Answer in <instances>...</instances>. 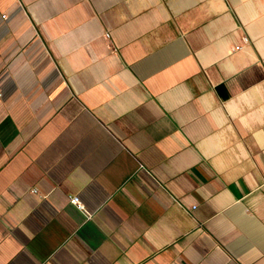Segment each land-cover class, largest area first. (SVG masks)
Here are the masks:
<instances>
[{
    "label": "crops",
    "instance_id": "obj_1",
    "mask_svg": "<svg viewBox=\"0 0 264 264\" xmlns=\"http://www.w3.org/2000/svg\"><path fill=\"white\" fill-rule=\"evenodd\" d=\"M0 264H264V0H0Z\"/></svg>",
    "mask_w": 264,
    "mask_h": 264
},
{
    "label": "built area",
    "instance_id": "obj_2",
    "mask_svg": "<svg viewBox=\"0 0 264 264\" xmlns=\"http://www.w3.org/2000/svg\"><path fill=\"white\" fill-rule=\"evenodd\" d=\"M106 37L109 38L110 35H109V34H106ZM245 41L247 42V41H248V38H245ZM240 48H241V46H236V47H235V50L240 49ZM35 192H36V190H35ZM70 199H71V202H72L77 208H79V209H81V210L84 209V205L82 204V202H81V200H80V198H79L78 196H71Z\"/></svg>",
    "mask_w": 264,
    "mask_h": 264
}]
</instances>
